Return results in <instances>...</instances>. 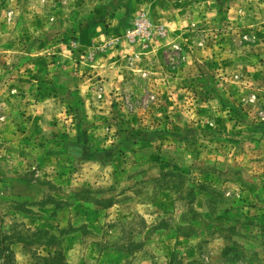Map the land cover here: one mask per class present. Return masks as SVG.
Returning a JSON list of instances; mask_svg holds the SVG:
<instances>
[{"label": "rangeland", "instance_id": "374dc122", "mask_svg": "<svg viewBox=\"0 0 264 264\" xmlns=\"http://www.w3.org/2000/svg\"><path fill=\"white\" fill-rule=\"evenodd\" d=\"M95 249L264 264V0H0V264Z\"/></svg>", "mask_w": 264, "mask_h": 264}, {"label": "crops", "instance_id": "0c3cea01", "mask_svg": "<svg viewBox=\"0 0 264 264\" xmlns=\"http://www.w3.org/2000/svg\"><path fill=\"white\" fill-rule=\"evenodd\" d=\"M96 36L97 37L94 38L93 35L90 34V38L84 39L80 43L82 45L88 46V45H91L92 43H94L95 41H100V40H102V38H104L103 35L101 33L99 34L98 32H97ZM108 36L109 35H107L106 37H108ZM124 51H127V49L126 50H120V52H124ZM109 58L112 59L111 56ZM109 58L105 61V63L109 61ZM98 65H101V62H99ZM101 70L102 69H95L94 71H98L102 75ZM117 76H119V79H120V77L123 78V75H120V74L118 75L117 74ZM80 251L81 250H77V251L74 252V257L75 258H76V256H79V257L83 258V254H81V256H80ZM95 251H96L97 254H94L93 257L95 255L97 257V263L96 264H131L129 262L127 263L126 258L128 257L127 256L128 254H125V252H121V251L118 252V251H114V250L103 251V250H100V249H95ZM106 254L109 255L110 258H111V260L108 261V262L105 260L106 256H107ZM138 264H141V263H138Z\"/></svg>", "mask_w": 264, "mask_h": 264}, {"label": "trees", "instance_id": "16d2710c", "mask_svg": "<svg viewBox=\"0 0 264 264\" xmlns=\"http://www.w3.org/2000/svg\"><path fill=\"white\" fill-rule=\"evenodd\" d=\"M63 257V254H62V252L59 250L56 254H54L53 256H52V258L51 259H56V258H62Z\"/></svg>", "mask_w": 264, "mask_h": 264}]
</instances>
